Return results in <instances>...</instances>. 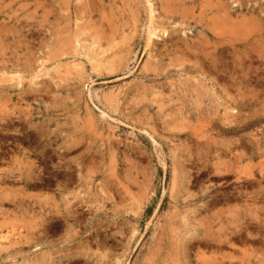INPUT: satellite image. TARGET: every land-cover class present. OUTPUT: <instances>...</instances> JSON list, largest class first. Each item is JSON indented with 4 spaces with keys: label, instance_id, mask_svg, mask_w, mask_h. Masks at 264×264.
Instances as JSON below:
<instances>
[{
    "label": "rangeland",
    "instance_id": "obj_1",
    "mask_svg": "<svg viewBox=\"0 0 264 264\" xmlns=\"http://www.w3.org/2000/svg\"><path fill=\"white\" fill-rule=\"evenodd\" d=\"M0 264H264V0H0Z\"/></svg>",
    "mask_w": 264,
    "mask_h": 264
},
{
    "label": "bare ground",
    "instance_id": "obj_2",
    "mask_svg": "<svg viewBox=\"0 0 264 264\" xmlns=\"http://www.w3.org/2000/svg\"><path fill=\"white\" fill-rule=\"evenodd\" d=\"M202 6V5H201ZM97 36V35H96ZM21 166V165H20ZM22 171V170H21Z\"/></svg>",
    "mask_w": 264,
    "mask_h": 264
}]
</instances>
